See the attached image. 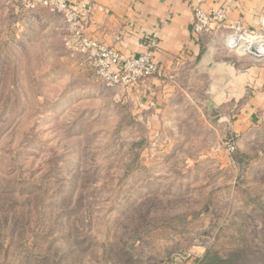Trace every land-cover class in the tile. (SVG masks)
Returning <instances> with one entry per match:
<instances>
[{"label": "rangeland", "instance_id": "rangeland-1", "mask_svg": "<svg viewBox=\"0 0 264 264\" xmlns=\"http://www.w3.org/2000/svg\"><path fill=\"white\" fill-rule=\"evenodd\" d=\"M26 2L0 0V264H264V111L233 133L182 80L153 118ZM221 30L264 63V25L237 49Z\"/></svg>", "mask_w": 264, "mask_h": 264}, {"label": "crops", "instance_id": "crops-1", "mask_svg": "<svg viewBox=\"0 0 264 264\" xmlns=\"http://www.w3.org/2000/svg\"><path fill=\"white\" fill-rule=\"evenodd\" d=\"M73 2L93 8L86 35L114 48L122 59L143 52L147 41L155 38L158 47L154 60L164 78L146 80L126 90L136 107H146L153 118L176 99L182 80L204 82L205 103L213 111L210 119L220 123L229 120L233 133L247 132L264 111V63L245 62V56L230 57L227 52H219L210 39L215 34L194 36L190 0ZM203 9L225 13L227 19L221 34L232 30L236 23L246 31L256 32L261 18L264 19V0H209ZM57 17L44 13L39 15V21L56 23ZM64 51L69 55L65 48ZM72 67L82 74L86 72L76 60Z\"/></svg>", "mask_w": 264, "mask_h": 264}, {"label": "built area", "instance_id": "built-area-1", "mask_svg": "<svg viewBox=\"0 0 264 264\" xmlns=\"http://www.w3.org/2000/svg\"><path fill=\"white\" fill-rule=\"evenodd\" d=\"M209 0H190L193 14L192 33L201 36L223 29L226 15L221 10L208 12L203 5ZM24 7H40L59 16L64 24L63 45L70 56L78 57L95 75L104 88L128 90L132 86L153 78H164L163 72L154 60L158 43L155 38L147 41L146 49L122 59L111 47L98 43L86 35V26L93 8L77 4L73 0H27ZM264 19L261 18V27ZM246 30L240 23L232 27L225 39L227 48L234 49L245 37ZM236 41V42H235Z\"/></svg>", "mask_w": 264, "mask_h": 264}, {"label": "bare ground", "instance_id": "bare-ground-1", "mask_svg": "<svg viewBox=\"0 0 264 264\" xmlns=\"http://www.w3.org/2000/svg\"><path fill=\"white\" fill-rule=\"evenodd\" d=\"M246 49L247 50L250 49L248 52H250L251 50H255V51L259 52V54H264V41L260 40V41L255 42V43H251L250 45L247 46Z\"/></svg>", "mask_w": 264, "mask_h": 264}, {"label": "water", "instance_id": "water-1", "mask_svg": "<svg viewBox=\"0 0 264 264\" xmlns=\"http://www.w3.org/2000/svg\"><path fill=\"white\" fill-rule=\"evenodd\" d=\"M250 54H252L253 56H256L258 58H261L264 56V54H259V52L255 51V50H251L250 52H248Z\"/></svg>", "mask_w": 264, "mask_h": 264}]
</instances>
